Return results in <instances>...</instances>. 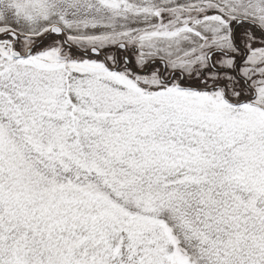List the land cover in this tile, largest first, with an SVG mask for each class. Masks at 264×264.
<instances>
[{"label": "snow or ice", "instance_id": "6c2138e0", "mask_svg": "<svg viewBox=\"0 0 264 264\" xmlns=\"http://www.w3.org/2000/svg\"><path fill=\"white\" fill-rule=\"evenodd\" d=\"M0 264H264V0H0Z\"/></svg>", "mask_w": 264, "mask_h": 264}]
</instances>
